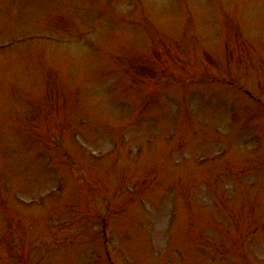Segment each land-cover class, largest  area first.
<instances>
[{
    "label": "rangeland",
    "instance_id": "rangeland-1",
    "mask_svg": "<svg viewBox=\"0 0 264 264\" xmlns=\"http://www.w3.org/2000/svg\"><path fill=\"white\" fill-rule=\"evenodd\" d=\"M0 264H264V0H0Z\"/></svg>",
    "mask_w": 264,
    "mask_h": 264
}]
</instances>
